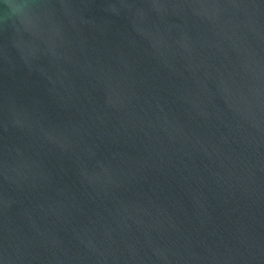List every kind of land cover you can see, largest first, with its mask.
<instances>
[{
	"label": "water",
	"instance_id": "water-1",
	"mask_svg": "<svg viewBox=\"0 0 264 264\" xmlns=\"http://www.w3.org/2000/svg\"><path fill=\"white\" fill-rule=\"evenodd\" d=\"M0 264H264V0H0Z\"/></svg>",
	"mask_w": 264,
	"mask_h": 264
}]
</instances>
